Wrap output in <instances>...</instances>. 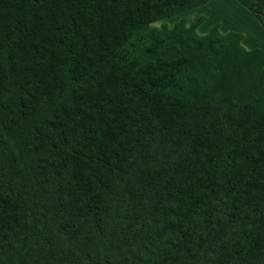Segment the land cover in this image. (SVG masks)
Wrapping results in <instances>:
<instances>
[{"label": "trees", "instance_id": "trees-1", "mask_svg": "<svg viewBox=\"0 0 264 264\" xmlns=\"http://www.w3.org/2000/svg\"><path fill=\"white\" fill-rule=\"evenodd\" d=\"M209 1L0 0V264H264V51L152 26Z\"/></svg>", "mask_w": 264, "mask_h": 264}, {"label": "crops", "instance_id": "crops-1", "mask_svg": "<svg viewBox=\"0 0 264 264\" xmlns=\"http://www.w3.org/2000/svg\"><path fill=\"white\" fill-rule=\"evenodd\" d=\"M219 2H223L222 0H210L206 5L202 6V7H199V8H196V9H193V10H190L188 11L189 12H192V11H197L199 10V14L196 15V16H193L190 20L186 21L187 24H190L192 22H194L196 19H198L199 17H203V21L201 22V24L197 27V33L199 35H201L200 33V30L203 29V26L206 24V22L208 21V17H209V13H210V10L211 9H216V14H217V6L219 5ZM228 2H230V4H233L232 0H228ZM237 3H235L236 5ZM236 6H239L238 4ZM240 7V6H239ZM241 8V7H240ZM221 9V7H220ZM236 10L238 11V13L240 14V18H238V21L237 22H233V21H228V17L226 18V20L223 18H220L217 14V19L212 21L211 24L208 26V28L206 29H210L212 26L214 25H217L219 27V31L220 33L222 34H226L228 32H234V33H239L242 35V47L246 50H253V49H259V50H262L264 51V47L262 46H259L258 43H254L252 41V39L250 40L248 38V36H244V31L242 30L244 27L245 29H249V26H250V30L252 33L253 31L255 33H258L259 36L264 40V33L261 31V27L258 25V21H256L255 19H253L252 15L250 13H248V11L244 10V9H239V8H236ZM202 12V13H201ZM187 13V12H185ZM185 13L183 14H180V15H184ZM214 14V13H213ZM219 20H224V21H221L220 23H218ZM243 21H246L248 23L249 21V26H245L243 24ZM240 24V26H238ZM207 30V31H208ZM206 31V33H207ZM249 31V30H248ZM248 33V32H247ZM203 34V33H202ZM204 35V34H203Z\"/></svg>", "mask_w": 264, "mask_h": 264}, {"label": "rangeland", "instance_id": "rangeland-1", "mask_svg": "<svg viewBox=\"0 0 264 264\" xmlns=\"http://www.w3.org/2000/svg\"><path fill=\"white\" fill-rule=\"evenodd\" d=\"M222 1L223 2H219V5L217 6V14L222 19L224 18L226 20V18L228 17V19H227L228 21H233V22L235 21V22H237L238 21V18H240V14L236 10V8H239V9L242 8V9L248 11L237 0H232L233 1L232 2L233 4H230V2H228V0H222ZM235 3H237L241 8L239 6H236L237 4L235 5ZM220 7H221V9H220ZM199 12H200L199 10L192 11V12H189V13L187 12L184 15H177V16H174V17H171V18H168V19H165V20L156 22L152 26L153 27H156V28H159L162 25L171 27V26H173L175 23H177L181 19H184L186 21L190 20L193 16L198 15ZM248 13H250L252 15L253 19H255L257 21V19L255 18V16L251 12L248 11ZM217 14H216V9H211L210 10L209 17H208V21L203 26V29L200 30L201 35H203V34L205 35L206 34V31L208 30L206 28H208V26L211 24L212 21H214V20L217 19ZM201 18L204 19L203 17H201ZM221 21H224V20H219L218 23H220ZM243 24L245 26H249V21H248V23L246 21H243ZM258 25L260 26L259 23H258ZM238 26H240V24ZM250 29H251L250 26H249V29H248L249 31L247 29H245V27L242 29L244 31L243 32L244 33V36L245 35L248 36V38L250 40L252 39V41L254 43H258L259 46L264 47V40L259 36L258 33H255L254 31L252 33H250L251 32ZM260 29L264 33V29L262 27Z\"/></svg>", "mask_w": 264, "mask_h": 264}]
</instances>
